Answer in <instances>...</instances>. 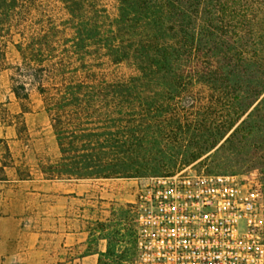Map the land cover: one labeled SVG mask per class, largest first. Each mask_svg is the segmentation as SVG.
Listing matches in <instances>:
<instances>
[{
    "label": "trees",
    "instance_id": "trees-1",
    "mask_svg": "<svg viewBox=\"0 0 264 264\" xmlns=\"http://www.w3.org/2000/svg\"><path fill=\"white\" fill-rule=\"evenodd\" d=\"M4 69L50 117L47 179L167 174L221 141L264 174V0H0Z\"/></svg>",
    "mask_w": 264,
    "mask_h": 264
},
{
    "label": "rangeland",
    "instance_id": "rangeland-1",
    "mask_svg": "<svg viewBox=\"0 0 264 264\" xmlns=\"http://www.w3.org/2000/svg\"><path fill=\"white\" fill-rule=\"evenodd\" d=\"M9 56L14 62L12 48ZM13 74L0 71V166L7 165L0 181V264H83L82 258L94 253L96 264H134L130 203L137 179L146 176L124 178V186L83 181L79 194L67 192L66 178L47 179L42 168L59 157L51 120L32 86L27 85V100L16 97ZM222 142L172 172L191 167L248 176L259 183L264 212V174L237 162L245 155L227 150L213 155Z\"/></svg>",
    "mask_w": 264,
    "mask_h": 264
},
{
    "label": "built area",
    "instance_id": "built-area-1",
    "mask_svg": "<svg viewBox=\"0 0 264 264\" xmlns=\"http://www.w3.org/2000/svg\"><path fill=\"white\" fill-rule=\"evenodd\" d=\"M258 181L191 167L137 179L134 264H264Z\"/></svg>",
    "mask_w": 264,
    "mask_h": 264
},
{
    "label": "crops",
    "instance_id": "crops-1",
    "mask_svg": "<svg viewBox=\"0 0 264 264\" xmlns=\"http://www.w3.org/2000/svg\"><path fill=\"white\" fill-rule=\"evenodd\" d=\"M66 181H68V185L71 186V189H69L67 192L71 193H76L79 194L81 192L82 186H83V181H98V180H103L106 182V185H121L124 186V178H99V179H75V178H66ZM43 181H48V180H43ZM72 235L74 236L75 233L73 232ZM72 238V237H71ZM86 262H89L90 264H96L97 262V254H89L87 256H84L82 258V263L86 264Z\"/></svg>",
    "mask_w": 264,
    "mask_h": 264
}]
</instances>
